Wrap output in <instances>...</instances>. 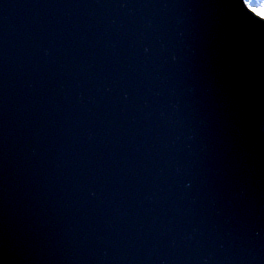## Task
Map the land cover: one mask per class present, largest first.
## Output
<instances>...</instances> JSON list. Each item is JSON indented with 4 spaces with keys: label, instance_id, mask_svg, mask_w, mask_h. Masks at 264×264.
<instances>
[{
    "label": "water",
    "instance_id": "obj_1",
    "mask_svg": "<svg viewBox=\"0 0 264 264\" xmlns=\"http://www.w3.org/2000/svg\"><path fill=\"white\" fill-rule=\"evenodd\" d=\"M0 264H264L248 0H0Z\"/></svg>",
    "mask_w": 264,
    "mask_h": 264
},
{
    "label": "trees",
    "instance_id": "obj_2",
    "mask_svg": "<svg viewBox=\"0 0 264 264\" xmlns=\"http://www.w3.org/2000/svg\"><path fill=\"white\" fill-rule=\"evenodd\" d=\"M256 0H248V5L253 8L258 10L257 12L259 13L261 10L259 9L258 5L255 2Z\"/></svg>",
    "mask_w": 264,
    "mask_h": 264
},
{
    "label": "rangeland",
    "instance_id": "obj_3",
    "mask_svg": "<svg viewBox=\"0 0 264 264\" xmlns=\"http://www.w3.org/2000/svg\"><path fill=\"white\" fill-rule=\"evenodd\" d=\"M255 2H256V4L258 5V7H259L260 10H264V0H256ZM252 9H253V8H252ZM257 11H258V10L255 9V12L258 14Z\"/></svg>",
    "mask_w": 264,
    "mask_h": 264
},
{
    "label": "snow or ice",
    "instance_id": "obj_4",
    "mask_svg": "<svg viewBox=\"0 0 264 264\" xmlns=\"http://www.w3.org/2000/svg\"><path fill=\"white\" fill-rule=\"evenodd\" d=\"M253 10L255 11V9ZM258 14L261 15L262 18H264V10H261Z\"/></svg>",
    "mask_w": 264,
    "mask_h": 264
}]
</instances>
